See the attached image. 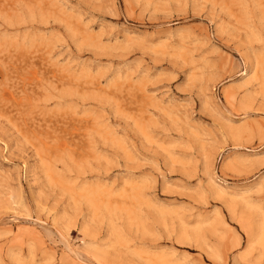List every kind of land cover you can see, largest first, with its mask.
Wrapping results in <instances>:
<instances>
[{"label":"rangeland","instance_id":"374dc122","mask_svg":"<svg viewBox=\"0 0 264 264\" xmlns=\"http://www.w3.org/2000/svg\"><path fill=\"white\" fill-rule=\"evenodd\" d=\"M264 0H0V264H264Z\"/></svg>","mask_w":264,"mask_h":264},{"label":"bare ground","instance_id":"6f19581e","mask_svg":"<svg viewBox=\"0 0 264 264\" xmlns=\"http://www.w3.org/2000/svg\"><path fill=\"white\" fill-rule=\"evenodd\" d=\"M262 229H263V232H264V218H263V221H262Z\"/></svg>","mask_w":264,"mask_h":264}]
</instances>
